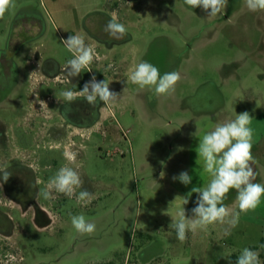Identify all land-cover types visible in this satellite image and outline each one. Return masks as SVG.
<instances>
[{
  "label": "rangeland",
  "instance_id": "374dc122",
  "mask_svg": "<svg viewBox=\"0 0 264 264\" xmlns=\"http://www.w3.org/2000/svg\"><path fill=\"white\" fill-rule=\"evenodd\" d=\"M136 1L131 39L117 50L130 52L132 68L147 61L161 75L178 71L175 92L158 96L154 88L119 84L117 103L109 105L113 113L87 131L85 159L77 166L82 188L71 198L56 199L45 225L16 213L12 229L3 225L0 214V264H231L233 254L264 238V197L254 211L240 213L236 227L189 231L183 243L169 225L183 208L192 217L197 194L186 205L150 201L153 193L171 189L173 176L191 174L200 136L244 111L253 117L254 182L264 183V11H249L246 0H228L211 17L184 0ZM14 4L0 18V54L10 50L13 31L31 28L25 58L38 52L63 63L69 51L62 41L80 35L85 18L104 12L108 1ZM16 61L24 67L21 54ZM0 115L11 119L13 114L0 110ZM83 189L93 193L90 203L77 202ZM236 195L230 190L224 201L232 203L231 212L238 211ZM80 214L96 225L92 234L72 226L71 216Z\"/></svg>",
  "mask_w": 264,
  "mask_h": 264
},
{
  "label": "flooded vegetation",
  "instance_id": "af4514ba",
  "mask_svg": "<svg viewBox=\"0 0 264 264\" xmlns=\"http://www.w3.org/2000/svg\"><path fill=\"white\" fill-rule=\"evenodd\" d=\"M107 1L104 12L94 11L85 18L80 34L95 52L89 66L91 72L85 69L78 76L67 77V64L73 58L70 52L63 63L38 52L26 59L25 53L32 46L31 28L13 31L10 50L0 54V110H11L13 114L11 119L0 115V169L12 173L6 183L0 182V214L4 226L15 227L16 213L40 225L51 221L56 199L65 195L53 192L55 198L45 200L37 193L61 166L77 170L83 164L87 131L97 128L105 114L113 113L99 98L95 105L83 97L65 102L61 92H78L93 76L97 81L106 79L114 92L119 84L126 86L129 81V69L133 66L131 54L118 51L117 47L131 39L129 28L137 1ZM114 16L127 29L122 40L112 38L104 30ZM43 33L38 30L39 35ZM19 44L22 48H16ZM20 54L24 67L16 61ZM72 152L77 153L74 163L65 157V153Z\"/></svg>",
  "mask_w": 264,
  "mask_h": 264
},
{
  "label": "clouds",
  "instance_id": "9594fccd",
  "mask_svg": "<svg viewBox=\"0 0 264 264\" xmlns=\"http://www.w3.org/2000/svg\"><path fill=\"white\" fill-rule=\"evenodd\" d=\"M190 8H202L208 16L215 17L226 8L228 0H184ZM14 0H0V18L14 7ZM249 11H264V0H246ZM112 38L122 40L127 35L124 24L117 22L115 16L110 19L104 29ZM63 44L72 53L73 58L67 64V77L78 76L83 70L91 72L90 64L95 57L94 49L85 43L80 35H69ZM128 80L138 85L154 88L155 94L171 95L175 92L177 83L181 80L178 71L166 72L161 75L159 69L153 64L142 61L129 69ZM70 82V81H69ZM110 83L104 79L97 81L95 76L86 82L82 90L74 92L66 90L61 92L65 102H72L77 98H85L90 105L97 103V98L105 105H115L119 94L110 90ZM44 104L43 101H41ZM253 117L247 112L236 113L234 119L217 123L215 127L199 137L196 149L198 159L203 160V172L211 179L206 187H192L186 197H180L183 204L189 203L192 193L197 194L195 207L191 209L192 217H186L185 209L179 212V218L172 220L169 225L176 231L177 239L183 243L189 231L195 233L198 229L207 230L210 225L227 226L228 231L238 225L240 213L254 211L264 197V183H257L258 173L253 165L257 162L252 154L254 130L251 127ZM66 159L74 163L77 153H65ZM0 182L6 183L12 175L7 169H0ZM164 173H161L163 177ZM185 186L191 184L192 177L187 171L173 176ZM84 181L79 172L68 165L61 166L56 174L48 181L45 188L37 195L45 200L55 197L53 192L61 193L71 198L76 189L82 188ZM235 190L238 211L231 212L224 201L230 190ZM176 197V198H177ZM93 193L87 189L79 191L76 195L78 203H90ZM175 198V200H176ZM174 200V201H175ZM167 215V211L164 213ZM71 224L81 234H92L96 225L86 220L83 214L71 216ZM264 247V245H261ZM235 264H261L259 254L245 247L236 258Z\"/></svg>",
  "mask_w": 264,
  "mask_h": 264
},
{
  "label": "crops",
  "instance_id": "0c3cea01",
  "mask_svg": "<svg viewBox=\"0 0 264 264\" xmlns=\"http://www.w3.org/2000/svg\"><path fill=\"white\" fill-rule=\"evenodd\" d=\"M211 115L212 116L214 115L213 117H216L215 113H211ZM190 164L192 165V172L190 174V176L192 177L191 184L185 186L184 184L176 180L174 184L170 186L171 189L167 188V190H165L162 193H153L150 196V201H152L154 205L170 206V205H176V204H183V200L180 197H186L188 193L191 191L192 187H206L207 186V184L210 182L211 177L208 174L203 172V160L202 158L198 159L196 150L193 154V159L190 160ZM254 167L256 166L254 165ZM195 195H196L195 193H192V195L189 197V203H191ZM177 196H180V197H177ZM231 204H232L231 202H228L227 205L226 204L225 205L228 207Z\"/></svg>",
  "mask_w": 264,
  "mask_h": 264
},
{
  "label": "trees",
  "instance_id": "16d2710c",
  "mask_svg": "<svg viewBox=\"0 0 264 264\" xmlns=\"http://www.w3.org/2000/svg\"><path fill=\"white\" fill-rule=\"evenodd\" d=\"M253 167H254V165H253ZM148 239L151 240V237H148ZM261 245H264V238L261 239V241L258 245L251 246L250 249L258 252L261 264H264V247H261ZM238 256L239 255H237V254H233L231 256V264H235V260Z\"/></svg>",
  "mask_w": 264,
  "mask_h": 264
}]
</instances>
